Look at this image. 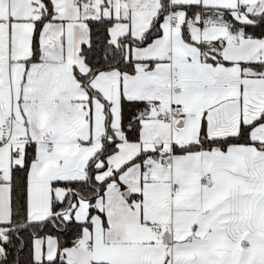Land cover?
I'll list each match as a JSON object with an SVG mask.
<instances>
[{
  "label": "snow or ice",
  "instance_id": "6c2138e0",
  "mask_svg": "<svg viewBox=\"0 0 264 264\" xmlns=\"http://www.w3.org/2000/svg\"><path fill=\"white\" fill-rule=\"evenodd\" d=\"M0 264H264V0H0Z\"/></svg>",
  "mask_w": 264,
  "mask_h": 264
}]
</instances>
